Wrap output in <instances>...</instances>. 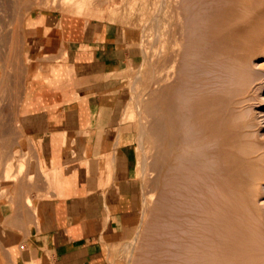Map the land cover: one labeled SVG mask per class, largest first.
I'll return each instance as SVG.
<instances>
[{"label":"crops","instance_id":"0c3cea01","mask_svg":"<svg viewBox=\"0 0 264 264\" xmlns=\"http://www.w3.org/2000/svg\"><path fill=\"white\" fill-rule=\"evenodd\" d=\"M4 10L24 70L20 100L11 74L0 100V264H110L137 225L133 143L112 106L118 26L105 1Z\"/></svg>","mask_w":264,"mask_h":264},{"label":"bare ground","instance_id":"6f19581e","mask_svg":"<svg viewBox=\"0 0 264 264\" xmlns=\"http://www.w3.org/2000/svg\"><path fill=\"white\" fill-rule=\"evenodd\" d=\"M194 3L198 5L197 6L194 5V7L190 5L191 7L189 9L187 8L188 11L185 10L187 7V4L186 6H184V8H182L183 10H185V12L183 11L185 15H184V18L182 19L183 20L187 19L188 21H185V22L183 21L184 24H182L183 22L179 24L180 22L177 21L178 24L177 23L175 24L177 26L175 25H174L175 27L173 26L174 50L172 51L173 54L171 53L172 55V58H171L172 60L170 63L171 64V68H170L171 74H169L168 76V82H167L168 86L166 87V94L165 96L163 95V89H160V92H157L159 94L156 93V95H158L157 97H158V105H159L157 109L161 112L160 114L161 120L159 121L160 126L159 125H158L159 127L156 126L158 128L157 130L158 131L157 132L158 141H156V143H159L160 151L163 152L162 155L163 154H165L164 156L168 155L166 158L164 157L165 159L168 158V162L165 160V162L167 163L166 168L168 170H166L165 168V171L166 172L169 171L170 173L168 172V174L169 175L171 174V180L169 181L171 182V185L174 187L172 189L174 190L176 194V198H173L175 199L174 202L177 200L179 203L178 205H182L183 208H180L182 206L179 207L178 205L174 203L173 204L176 205V207L178 206L177 209L179 208V212H180V209L184 211V213H181V215L183 214V217L185 219L182 221H179L178 219L179 222L174 223L177 220L174 219L175 220L174 221L170 215L173 216V214L175 215L176 213L172 211H171L172 214L169 215L170 216L169 218L173 220L172 222L176 225V227L179 226V228L177 227L179 230L182 228L185 234H186L187 228L190 229V225L195 222V221L194 222L191 221V219L193 218L194 220H196V218H194L192 214L199 216V213H201L202 215V212H205V209H206V207H203L202 209L203 211H202L200 210L201 209L200 208L198 211H201V212L196 213L197 211L192 212L194 210L193 208H199L200 206H203V205L207 206V204L211 205L212 204L211 201L213 200L212 198L219 199L220 197H223L226 200H228V202L230 201L232 204L234 203V204L242 205L244 209L245 208L247 209V218H249L248 213H250V211L255 212V210H257V208L261 205H262L261 207H264L263 206L264 205V141L261 140L262 138L261 139L259 138V136L261 135L258 130L259 121H260V118L258 117L264 118V96H263L264 94V0H194ZM163 5H164V2H161V10H163L162 9ZM185 16H187L188 18H186ZM178 17L176 18L178 19ZM177 28L180 29L181 32L180 30H177ZM180 33L181 35H179ZM179 36H183L184 37L183 39H185V42L184 40H182L183 41L182 42L179 39ZM156 42H158V40ZM181 50L184 52V54L183 52L182 53L180 52ZM181 55L183 59H185L183 60L184 64L186 65V66L184 65L185 67H182V64L180 63L182 62L180 61L182 60L181 59L182 57H180ZM156 91L157 90H155V92ZM146 95H148V93ZM149 99L151 98L149 97ZM149 99L147 101H149ZM152 105H154V102ZM153 107L156 108L155 105L152 106V109H154ZM262 121L264 120L262 119ZM156 123L158 124V122H155V125ZM142 129L144 130V127H142ZM263 135L264 133H262V137ZM243 138H246V139L248 138V140L250 138L252 139L249 140L248 143L245 142L244 145H240L242 143L241 142L239 143V140ZM152 140H154V138ZM163 141H165V144H163ZM153 145H156L154 141H153ZM161 145H165L164 148L166 150V153H164V150L162 149ZM160 151L158 148L157 153ZM253 152H254V155H252ZM156 156L159 157L160 155H156ZM154 158H157V157H154ZM157 159H155V162L157 161L156 163L152 162V164L153 163L156 164L155 165L156 170L151 169V170H154V172L155 171L157 172V169L159 168V166L162 165V168L160 167V169H163L164 167L163 166L164 162L163 163L159 162ZM161 159L163 160V157ZM146 163L147 162L141 165L144 166L146 165ZM158 163H160L159 166L157 165ZM147 166L149 165H146V167ZM145 169H148V168H145ZM160 169L158 170L159 173L162 172V170L160 171ZM158 172L157 174H159ZM162 178L161 177L158 178V179H161L160 180L161 183H162ZM164 179L165 178H163V180ZM156 182L159 185L158 180ZM206 186L212 187L211 189L208 187V190L210 189V192L211 190L213 191V188L216 189L215 197L213 195L214 193L212 194V196L209 195L212 200H210L208 197L207 199H209L210 201L206 200L207 204L201 201L202 199H204V196H206L208 193L206 191L207 190ZM173 196L174 195H172L171 197ZM217 196L219 197L217 198ZM197 197L198 198L200 197L202 199L200 200ZM223 198L221 200H225ZM144 199L146 198L144 197ZM216 199H215L216 202H213V205H211L215 208V210L216 208L218 209L219 205L221 204L219 202L220 200L217 201ZM198 200L202 202V205H200ZM172 202L168 204V206L169 205L172 206ZM180 202L182 204H180ZM196 202L199 203L198 206H196L197 204L195 205ZM218 202L220 204H218ZM240 205L238 206L239 208H240ZM233 206L232 208H236L235 206L234 207ZM34 207L35 206L33 203V208ZM261 209H264V208H261ZM167 210H170V209H167ZM231 210L232 209H230V212H228L229 210L227 211L228 216L238 217L239 213H237L235 209L232 211ZM216 211H219V210H216ZM242 211L244 212L246 210L242 209ZM179 212L178 214L180 215ZM206 212L208 211L206 210ZM178 214H177V217H178ZM255 215L253 219H255ZM174 217L176 218V216ZM263 217L261 218V220L263 219ZM166 218L167 217L163 219L165 220ZM203 218L204 220H201L199 217H197L199 221L198 220L196 221H198L199 224H198V228L197 226L196 228L202 231V233H204L205 231L207 233L208 232L207 230L209 228L207 230H204L205 228L202 229V227L207 226L206 223L204 222H206L208 219L207 218L205 219V216L202 217V219ZM171 219H167V220H170L171 222ZM180 219H182V217H180ZM215 219L216 221L213 218L215 222L213 221L211 223L212 225H214L215 223L214 226L217 227L221 223H217V222H220V220L218 219L217 221V218ZM185 220H190L193 223H190L189 227H187L188 224ZM200 220L202 221L201 222L202 224H205L204 226L200 223ZM235 221H238V220H235ZM243 222L245 223V221ZM207 223L209 222L207 221ZM211 223L208 224V227L212 226ZM174 224L172 227H174ZM193 225L194 226L197 225L196 222ZM235 226H236V223H235ZM238 227H239V224H238ZM196 228L194 227L195 230ZM167 230L169 231V229ZM183 230H181V232H183ZM214 230L215 228L213 229V231ZM231 230L233 229H230V231ZM247 231L248 230H246V232ZM177 232H180V231L177 230ZM173 233L175 232L173 231ZM188 233L189 232H187V234ZM214 233L216 235V232ZM183 234L184 233H182V235ZM175 235H173V237H175ZM191 235L193 234L190 233V236ZM254 235L256 234H253L252 236ZM178 236H176V238ZM195 236L196 234H194V237ZM202 236L204 237V239L200 240V242L198 241L199 239H194L193 240L194 242H193L191 240L193 237L192 238L190 237L191 239L188 240L189 239L188 236H187L188 238L187 237L184 238V240H187L186 242L182 239L184 236L178 237V240L179 241L183 240V242L185 243L189 241H192L193 243H195V240H196V242L198 241L200 244L204 242L203 240H205L207 237V236L205 237L204 235ZM208 236H209V233H208ZM216 236H219V235H216ZM225 236L227 235L225 234ZM235 237L236 236H234V239ZM237 237H240V236H237ZM176 238H173V239H174L175 245L177 246L178 241L176 240L177 241V244H176L175 242ZM225 239L226 238H224V240ZM242 241L244 240L242 239ZM162 242H166V239L165 241H162ZM198 242H197V245H199ZM171 243L174 245L173 242ZM248 244L250 245V243ZM193 245H191V248ZM172 247L175 248L174 246ZM179 247L180 245L177 246L178 249ZM182 247H180V250H178L177 248L175 249L176 251L178 250V252L182 251V254L178 253V255L181 254L180 258L182 255L185 258L192 256V255L189 256V254H187L189 250L190 252H193L191 249H189L190 242H189V247L187 245L188 251L186 250L187 253L185 252V255H187L188 257H186L183 254V252L186 249L185 248L186 244L184 247L185 249ZM181 248L184 249V251L181 250ZM218 248H220V246ZM246 248L247 246L244 249ZM195 249L193 247V250L196 252L198 249L197 250ZM203 250L205 252L206 248H203ZM176 251L173 253L176 254L177 253ZM209 252H207L208 255H210ZM197 253L199 254V250ZM228 253L229 252H227V254ZM238 253L240 252L238 251ZM257 253L259 252L257 251ZM201 255L203 256V254ZM184 257H182V259ZM248 257H251V256L248 255ZM259 257L261 256H258V258ZM185 258H184V261H185ZM194 258L197 259L199 257L197 256L193 257L192 258L193 261L195 260ZM202 258H199V259L202 260ZM188 260L190 259L188 258ZM214 260H217V258ZM259 260L261 261V259ZM173 261L174 260H172V262ZM185 262H187V260ZM194 262H191V263H194ZM182 263L184 262L182 261ZM236 263H238V260L236 261Z\"/></svg>","mask_w":264,"mask_h":264},{"label":"rangeland","instance_id":"374dc122","mask_svg":"<svg viewBox=\"0 0 264 264\" xmlns=\"http://www.w3.org/2000/svg\"><path fill=\"white\" fill-rule=\"evenodd\" d=\"M100 1H103V2L105 1L106 5H109V8H110L111 14H112L113 23L118 26V45H117V47L120 50L121 54L123 55V58H122V64H121L122 70L117 75H115V77H114L115 88L113 89V93H112V96H113L112 106H113V111L117 112V115H119L121 117L120 122L122 124L123 129L131 135V141L130 142L133 143L132 157H131L132 164L134 165L133 166V175L136 176V179L138 177V179L134 183L135 184V202H136V210H137V225L134 228V230L131 232V234L129 235V237L127 238L126 241L122 242L121 244H118L117 246H111V249H110L109 254H108V260H109L110 264H158V263L159 264H177V263H179V264H185V263L188 264L189 263L190 264L191 262H194V261H195L194 262L195 264H203V263L204 264H209V263L210 264H213V263L214 264H221V263L222 264H229V263H231V264H249V263L250 264H253V263L254 264L255 263L264 264V261H263L264 260V254H262V253H264V248H263L264 247V229H263L264 228L263 227L264 226V223H263L264 222V220H263L264 219V217H263L264 216V214H263L264 209H261L264 207H261L262 205L259 206L258 208H260V209L257 208V210H255V212L250 211V213H248L249 218H247V209L246 208L244 209V207L242 205L239 204L240 205V208H239L238 204L233 203L236 208H232L233 204L230 201L228 202V200H226L223 197H220L219 199L212 198L213 199L212 200L209 195L212 196V194L214 193L213 195L215 197L216 189L213 188V191L211 190V192H210V189L212 187L206 186L207 187L206 191L208 192L207 195L204 196V199H202L203 196H202V198H200V197L199 198L197 197V198L200 200L202 199L201 201L204 202L205 204H207L206 200L210 199V200H212L211 205H213V202H216L215 199L217 201L220 200L219 202L221 204L218 202V204H220V205H219L218 209L216 208V210H219V211H216L213 206L207 204L208 207L203 205V206H200L199 208H193L194 210L192 212L197 211L196 213H198V212H201V211H198L200 208H201L200 210H202L203 207H206V209L204 208L205 212H202V215H201V213H199V216L194 215V214H192V216L194 218H196V220H198V221H199V219H197V217H199L201 220H204V218L202 219V217L205 216V219L207 218L208 219L207 221L209 223L213 222L214 220L216 221L215 218H217V221H218V219L220 220V222H217V223H221V224L218 225L217 227H215L214 226L215 223H214V225H212V223H211L212 226L209 225L210 227H208L209 223H207V221H206V222H204L207 225L206 226L207 228H206L204 226L205 224H202L201 223L202 221L200 220V223L204 226V227L200 226V227H202V229L205 228L204 230H207L209 228L211 230L210 231L208 229L207 233H206V231L204 233H202V231L197 229L198 224H199L198 221L194 220L193 218L191 219V221H193V222L195 221L197 224L194 226L193 224L195 222L193 223L190 220H185L188 224L187 227H189L190 223H193L190 225V229L189 228H187V230L185 229L186 234H187V232H189L187 235L185 234V232L182 228L179 230L178 229L179 226H177L178 227L177 228L176 225L174 224V223H177L179 221L184 220L185 218L183 217V214L181 215V213H184V211L180 209V212H179V208L177 209L178 206L180 207L182 205H178L179 204L178 201L176 200L174 202L175 199H173V198H176V194H175L174 190L172 189L174 187L171 185V182L169 181V180H171V174L169 175L168 174L169 171H167V172L165 171V168L167 167V165H166L167 163L165 162V160L168 162V158L167 159H165V158L168 155L167 154H166L167 156H164L165 154L162 155L163 152L160 151V147H159L160 145H159V143H156V141H158L157 140V132H158L157 127L160 126L159 121L161 120V118H160L161 112L157 109L159 105H158V97H157L158 95H156V93L160 92V89H163V95L165 96V94H166V87L168 86V83H167L168 82V76H169V74H171V69H170L171 68L170 63L172 60L171 59L172 58L171 53L173 54L172 51L174 50L173 26L177 23V21L180 22L179 24H181L183 21L184 22L188 21L187 19L183 20L182 18H184L185 10L188 11L187 8L189 9L191 6L194 7V5L195 6L198 5V4L196 5L194 3V0H190V1L188 0L189 3L187 2V0H68V1H66V0H44L42 5L40 4L39 0H0V5L2 6V5L10 4V5H15L16 8H23V9L24 8L29 9L30 7H34V6H40V7H45V8H58L61 10L75 9L78 12L79 10L82 11L84 8H86V6L97 4ZM161 2H164V5L162 6L163 10H161ZM182 3L185 5H183ZM186 4H187V7L185 10H183L182 8H184V6H186ZM176 6L179 8H177ZM174 7L176 8V10ZM174 10L176 11V13ZM179 10H180V12H179ZM181 11H182V13H181ZM18 14L16 13V16ZM178 15H179V17H178ZM7 16H8L7 11L4 10V11L0 12V48L2 47V49H3V51H2L3 64H1L2 68L0 70V100L6 99L7 94L3 90L5 89L8 74H11V75L15 76V92H14L13 96H14V99L16 101H19L20 95H21V92H20L21 82L20 81L23 78V70H24L23 63H22L20 36H19V23H18L19 19H17L16 22L13 23L8 19ZM181 16H183V17H181ZM176 17H178V19ZM185 17L188 18L187 16H185ZM184 22L182 24H184ZM175 26H177V25H175ZM178 28H179V26H178ZM178 28H177V30H180ZM180 32H181V30H180ZM8 34L10 35V37H9L10 41H9V38L7 39ZM179 35H181V33ZM3 38L6 42L5 45H3V41H2ZM183 38H184L183 36H179V39L181 41L184 40V42H185V39H183ZM156 39L158 40V42H156L157 41ZM167 42H169L170 44ZM144 45H145V47H144ZM170 45H172V46H170ZM181 49H183V48H181ZM180 52L182 53L183 51L181 50ZM183 54H184V52H183ZM182 55L180 57H182ZM181 59L182 60H180V61H182V62H180V63L182 64V67H185L186 65L184 64V61H183L185 59H183V57ZM186 63H187V61H186ZM9 65H10V67H9ZM136 77H137V79H136ZM155 82H156V84H155ZM164 82H166V83H164ZM160 84L163 86H161ZM155 90H157V91L155 92ZM147 93H148V95H146ZM157 94H159V93H157ZM263 96H264V94H263ZM149 97L151 99H149ZM147 98L149 99V101H147L148 100ZM153 102H154V105L156 107V108L153 107L154 109H152V106H154V105H152ZM153 110L155 111L156 115H155ZM13 111L16 112V110H13ZM256 112H258V111H256ZM15 115H16V113H15ZM258 118H260V121L258 119V121H259V129L258 130H259V133L261 135V136H259V138L260 139L262 138L261 140L264 141V135L262 137V133H264V121H262V119L264 120V118H262V117H258ZM149 120H150V122H149ZM155 122H158V124L156 123V125H155ZM261 122H262V124H261ZM142 127H144V130L142 129ZM139 133L141 134V136ZM149 137H150V139H149ZM153 138H154V140H152ZM251 139L252 138H250L249 140H251ZM249 140H248V138L247 139L243 138V139L239 140V143L241 142L242 144H240V145H244V143L245 142L248 143ZM141 141H143V142H141ZM153 141L156 145H153ZM163 144H165V141H163ZM161 146H162V149L164 150V153H166V150L164 148L165 145H161ZM158 148H159V151L161 153L160 152L157 153ZM156 155H160V156L158 157ZM252 155H254V152ZM153 156L157 157L158 159L154 158ZM160 157L161 158L163 157V160ZM144 158L146 159V161ZM155 159H157L159 162H162V163L164 162L163 169H160V167L162 168V165L159 166L160 163L157 164L159 166V168L157 169V172L159 169H160V171L162 170V172H160L161 174L158 172L161 176L159 174H157L156 171L154 172V170H156V167H155L156 164H154V163L157 162V161L155 162ZM145 162H147L146 165H149V166H147V167H146V165L142 166L143 164H145ZM152 162H154V163L152 164ZM152 166L155 168H153ZM136 167H137V171H138V176L136 175ZM145 168H148V169H145ZM140 169H141V171H140ZM151 169H154V170H151ZM166 170H168V169L166 168ZM163 171H165L166 173ZM164 173L167 176H165ZM157 175H158V177H157ZM162 175L165 177H163ZM159 177L165 178L164 180L162 178V183L160 181L161 179H158ZM157 180L159 182V185L156 182ZM208 187L210 188L209 190H208ZM171 189H172V191H171ZM49 191H50V189H49ZM172 192H174V193H172ZM185 192H186V190H185ZM172 195H174V196L171 197ZM144 197L146 199H144ZM208 197H209V199H207ZM218 197L219 196H217V198ZM37 198H41V196L39 194H37ZM222 198L225 200H221ZM209 201H208V203H209ZM171 202H172V206L169 205L170 206L169 207L168 204H170ZM198 202L200 203V205H202V202H200L199 200H198ZM198 202L195 203V205L197 204L196 206H198V204H199ZM173 203L178 205V206L176 207V205H174ZM180 204H182V203L180 202ZM30 207H32V206H30ZM180 208H183V206ZM167 209H170V210H167ZM212 209L215 210L216 212L213 211ZM230 209H232V210L235 209L236 211L238 209L237 213H239V215L237 214L238 217L235 216L237 219L235 217H229L228 216L227 211L229 210L228 212H230ZM242 209L246 210V211H244L245 213L242 211ZM206 210L209 213L206 212ZM210 210H211V212H210ZM32 211L34 213L35 207L34 208L32 207ZM171 211L176 213V214L175 215L173 214V216L170 215V214H172ZM168 212H170V213H168ZM178 212L180 213V215L178 214ZM215 213H217V214H215ZM177 214H178V217H177ZM203 214H204V216H203ZM169 215L172 217L173 220L175 219L177 221L173 223L172 222L173 220L171 218H169L170 217ZM208 215H209V217H208ZM254 215H255V219H253ZM174 216H176V218ZM223 216H224V218H223ZM165 217H167V218L164 220L163 218H165ZM180 217H182V219H180ZM262 217H263V219L261 220ZM213 218H214V220H213ZM228 218H230L231 220ZM232 218L233 219L235 218V219L233 220ZM257 218H259V219H257ZM167 219H171V222H170V220H167ZM178 219H179V221H178ZM235 220H238V221H235ZM227 221H229V222H227ZM243 221H245V223ZM235 223H236V226H235ZM250 223H252V224H250ZM173 224H174V227H172ZM238 224H239V227H238ZM253 225H254V227H253ZM196 226H197V228H196ZM219 226H221V227H219ZM223 226H224V228H223ZM194 227L196 228V230L194 229ZM212 227L215 228L214 231H213L214 228H212ZM229 227H230V229H233L234 231L233 230L230 231ZM167 229H169V231ZM177 230L180 232H177ZM181 230H183V232H181ZM246 230H248L250 233L248 231L246 232ZM171 231H172V233H171ZM173 231L175 233H173ZM214 232H216V235H219V236H216ZM178 233H180V234H178ZM182 233H184V234L182 235ZM190 233L193 235L190 236ZM208 233H209V236H208ZM194 234H196L195 237H194ZM225 234L227 236H225ZM253 234H256L258 237L256 235L252 236ZM173 235H175V237H173ZM202 235H204L205 237L207 236V237L205 240H203L204 242L200 243L201 244L200 245L199 244L200 240L204 239V237ZM176 236H178V237L184 236L182 238L183 240L187 236L189 237L188 240H190L192 237H193L191 239L192 241L194 239H199L198 240L199 242L197 241L199 245H197L196 240H195V243H193L194 241L193 242L189 241L190 242V248L189 249H191L193 251V252H190V250L188 251V249H187L189 247V242L185 243L187 240H184L185 242H183V240L179 241L178 237L176 238ZM197 236H198V238H197ZM215 236L218 240L219 239L220 240L218 241L215 238ZM234 236H236L235 239H234ZM237 236H240V237H237ZM223 237L226 238L225 239L226 241L224 240ZM250 237H252V238H250ZM173 238H176L175 239L176 244L178 241L177 246L180 245V247L183 246L182 248H184L185 244H186V247H185L186 249L184 248L185 251H184V249L181 248V250L184 251L183 252L184 255H185V252L187 253V251H188L187 254H189V256L190 255L193 256V254H194L193 257H196V256L199 258L203 257L204 259L202 258V260H200L199 258H197V259L194 258L195 260L193 261L192 260L193 257L192 256L188 257L187 255H185V256L188 257L190 260H188V258H185L183 255L180 258L182 251L178 252V250H180V247H179V249L177 248V246L174 243ZM241 238L244 241H242ZM257 238H258V240H257ZM165 239H166V242H162V241H165ZM221 239H223V240H221ZM252 239H253V241H252ZM0 240L3 241L2 237H0ZM210 241H212V242H210ZM220 241H222V242H220ZM171 242H173L174 245ZM191 242H192V244H191ZM215 242H216V244H215ZM232 242H233V244H232ZM229 243H231V244H229ZM248 243H250V245ZM202 244H203V246H202ZM224 244H226V245H224ZM260 244H261V246H260ZM187 245H188V247H187ZM191 245H193L192 248H191ZM195 245L197 246V248ZM231 245H233V246H231ZM172 246H174L175 248H173ZM200 246H201V248H200ZM219 246H220V248H218ZM244 246L245 247L247 246V248L244 249L245 248ZM193 247H194V249L196 248L195 250H197V249L199 250V254L197 253L198 250L196 252L193 250ZM160 248H162V249H160ZM176 248L178 249L177 251L175 250ZM203 248H206L205 252H204ZM259 248H261V249H259ZM157 249H159V250H157ZM175 251L177 252L176 254L173 253ZM225 251L229 252L228 253L229 255ZM238 251L240 253H238ZM245 251H247L249 253H247ZM257 251L259 253H257ZM207 252H209L210 255H208ZM235 252H237V253H235ZM171 253H172V255H171ZM178 253H181V254L178 255ZM217 253H218V255H217ZM244 253H245V255H244ZM201 254H203V256ZM176 255H177V257H176ZM212 255H214V256H212ZM248 255L251 257H248ZM231 256H233V257H231ZM258 256H261V257L258 258ZM182 257H184L185 261L187 260V262H185L184 258L182 259ZM221 257H223V258H221ZM177 258L180 260V262ZM216 258H217V260H214ZM229 258H231V259H229ZM251 258H252V260H251ZM259 259H261V261L263 263ZM172 260H174V261L172 262ZM181 260L184 263H182ZM209 260H210V262H209ZM237 260H238V263H236ZM240 260H242V261H240ZM257 260H258V262H257ZM246 261H248V262H246ZM174 262H176V263H174ZM240 262H242V263H240ZM194 263H191V264H194Z\"/></svg>","mask_w":264,"mask_h":264}]
</instances>
